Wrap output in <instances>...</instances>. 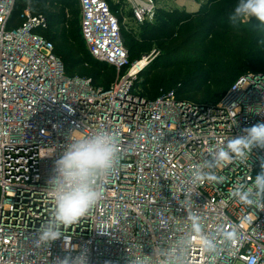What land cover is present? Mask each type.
Here are the masks:
<instances>
[{
  "label": "built area",
  "instance_id": "built-area-1",
  "mask_svg": "<svg viewBox=\"0 0 264 264\" xmlns=\"http://www.w3.org/2000/svg\"><path fill=\"white\" fill-rule=\"evenodd\" d=\"M17 1L0 0V264H54L69 254L63 237L50 248L35 245L54 207L47 182L72 132L75 139L100 130L118 136L119 162L104 180V198L62 229L66 245L88 250V264H128L136 256L160 264L153 249L188 234L192 213L205 234L221 241V251L208 255L197 244L189 264H264V210L231 196L235 185L251 184L261 172L264 149L217 170L223 183H192L195 168L214 151L264 123V75L240 78L217 103L179 98L175 90L149 100L135 84L153 55L130 64L107 0H78L89 53L117 71L109 89L95 87L91 79L67 76L42 35L45 15L26 7L22 25L9 29ZM148 1L133 0L138 24L154 17ZM218 230H234L236 239L224 242Z\"/></svg>",
  "mask_w": 264,
  "mask_h": 264
},
{
  "label": "trees",
  "instance_id": "trees-1",
  "mask_svg": "<svg viewBox=\"0 0 264 264\" xmlns=\"http://www.w3.org/2000/svg\"><path fill=\"white\" fill-rule=\"evenodd\" d=\"M72 1L18 0L9 29L22 25L21 14L26 7L34 15H45L49 26L42 35L54 45L67 76L91 79L95 87L109 89L117 71L89 53L81 33V19L72 22L64 13L70 10L71 15H81L80 9L74 10L78 9L77 3L70 5ZM48 2L65 11H48ZM237 3L238 0H208L198 11H164L157 23H137L138 29L128 33L123 31L122 23L124 18L133 17V12L124 16L109 4L121 24L130 64L140 61L154 45L160 51L140 73L136 89L149 100L175 90L179 98L217 103L240 78L250 73L264 75V27L255 17L233 26L229 13Z\"/></svg>",
  "mask_w": 264,
  "mask_h": 264
},
{
  "label": "clouds",
  "instance_id": "clouds-1",
  "mask_svg": "<svg viewBox=\"0 0 264 264\" xmlns=\"http://www.w3.org/2000/svg\"><path fill=\"white\" fill-rule=\"evenodd\" d=\"M255 17L264 27V0H238L234 10L229 13L233 26L244 23ZM244 134L231 138L227 143L211 154V159L195 168L192 183H223L225 177L217 170L237 161H249L253 148L264 149V123H258L243 130ZM50 153L41 158L52 156ZM120 141L116 134L100 130L89 135L73 138L69 136L59 158L54 160L53 174L48 179L49 194L54 201L50 219L43 223L35 239L37 247L48 246L64 238V247L68 251L63 259L57 258L54 264H88V250L79 245H66L69 237L62 231L78 223L104 198V180L111 175L119 162ZM261 172L255 175L251 184L240 183L234 186L231 196L246 206H255L264 210V164ZM191 230L180 237L173 246L167 249L154 248L151 254L160 259V264H189L190 252L199 245L202 253L216 256L221 251V241L205 234L200 218L189 215ZM224 242L236 239V232H223ZM75 253V255H73ZM128 264H148L145 256H136Z\"/></svg>",
  "mask_w": 264,
  "mask_h": 264
},
{
  "label": "rangeland",
  "instance_id": "rangeland-1",
  "mask_svg": "<svg viewBox=\"0 0 264 264\" xmlns=\"http://www.w3.org/2000/svg\"><path fill=\"white\" fill-rule=\"evenodd\" d=\"M153 1V12H154V17L153 19L149 18V22H153V23H157L159 21V14L161 12L164 11H189V12H194V11H198L200 10L204 5H206V3L208 2V0H152ZM138 4L141 6H147L149 4L148 0H137ZM70 5H74L75 3H77L78 5V9H74V10H79V4L76 0H73ZM108 3L113 6L115 9H118V11H120L121 13H124V16H127L128 13H132L133 12V7L136 3L133 2V0H108ZM121 4V7L120 4ZM46 9L49 11L51 10L54 14H61L63 13L65 10L64 8L55 3L52 2H48L45 4ZM66 9V8H65ZM70 11V10H69ZM66 11L64 12L67 16V18L70 19V21L72 22H79L81 19V15H71L69 14L70 12ZM69 14V15H68ZM138 24L137 21L134 19V16L132 17H127L124 18V22L122 23V29L124 32L128 33L129 30L131 29H138ZM77 29H80V25L77 26ZM160 54V51L158 52V48L156 45H154L152 47V49L146 53L145 56H149V55H153L154 58H152V61L155 59V57ZM144 56V57H145ZM136 82H140V81H136ZM138 85V84H135ZM205 90V88L203 89ZM199 97V96H198ZM201 98V97H199ZM205 97L202 96V100Z\"/></svg>",
  "mask_w": 264,
  "mask_h": 264
},
{
  "label": "crops",
  "instance_id": "crops-1",
  "mask_svg": "<svg viewBox=\"0 0 264 264\" xmlns=\"http://www.w3.org/2000/svg\"><path fill=\"white\" fill-rule=\"evenodd\" d=\"M80 6V5H79ZM80 11H81V8H80Z\"/></svg>",
  "mask_w": 264,
  "mask_h": 264
}]
</instances>
